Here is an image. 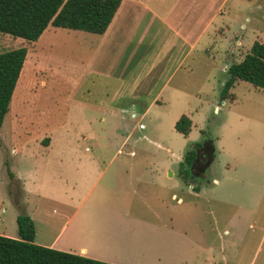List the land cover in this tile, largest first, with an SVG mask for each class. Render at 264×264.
<instances>
[{
	"label": "rangeland",
	"instance_id": "1",
	"mask_svg": "<svg viewBox=\"0 0 264 264\" xmlns=\"http://www.w3.org/2000/svg\"><path fill=\"white\" fill-rule=\"evenodd\" d=\"M205 9L208 14L210 0ZM214 15L198 52L174 74L172 85L180 76L186 80L182 97L166 92L162 104L149 109L163 78L143 84L144 67L138 72L146 86L140 85L134 98L129 92L112 98L116 81L95 72L72 82L74 74L84 72L98 35L50 26L36 42L0 34V53L27 49L0 129V149L5 147L7 160L14 162L8 168L0 164V235L18 239L16 217L23 214L34 223L35 242L42 243L55 234L47 225L57 226L60 216L71 215L77 206L87 219L119 208L133 219L170 224L179 235L187 232L182 240L165 241L155 233L153 240L148 227L124 219L128 234L118 238L131 245L123 256L144 251L145 264L153 254L161 261L170 255L168 264H264V90L238 80L228 98L220 99L229 66L240 62L254 42H264V0H227ZM190 29L196 31V25ZM137 53L131 65L145 62L143 46ZM183 115L191 121L187 136L174 129ZM202 141L209 161L198 171V154L187 167L189 180L199 181L188 194L178 173L191 145ZM9 168L14 177L8 176ZM156 173L171 190L151 186ZM155 194H161L160 202Z\"/></svg>",
	"mask_w": 264,
	"mask_h": 264
},
{
	"label": "crops",
	"instance_id": "2",
	"mask_svg": "<svg viewBox=\"0 0 264 264\" xmlns=\"http://www.w3.org/2000/svg\"><path fill=\"white\" fill-rule=\"evenodd\" d=\"M169 2H171L169 9L167 8L163 12L164 4L167 3V0H121L120 7L106 32L103 35H98V41L92 45L91 54L85 59L84 72L74 74L72 82L77 83L87 74H93L90 72H95L101 74L102 77H109L116 81L117 87L112 98L122 96L126 92H129V96L131 95L134 98V94L140 85H150L162 77L163 80L159 83L157 93L152 99L153 102L147 108L149 109V107L157 103L162 104L163 99L161 96L166 92L175 97H182L185 89L184 84L185 86L187 85L186 80L183 81L182 76H180L179 78L181 79L178 78V81H175V85H172L174 74L177 69H182L190 53L195 50L198 52V46L204 39L206 27L212 25L214 14L219 10V6L224 5L227 0H210L211 9L208 13L210 15L206 14L205 0H170ZM176 9H180L179 13H175ZM194 10H196L195 16L193 15ZM214 11L215 13L213 14ZM192 25H196V31L190 29ZM225 28L228 32L230 31L229 26L225 25ZM47 30L48 28L38 40H41ZM134 30L140 32L134 36ZM149 32L151 34L147 38ZM141 46L146 52L144 53L145 57H143L145 62L143 65L142 63L131 65L135 58H139L140 55L137 52L141 50ZM97 61H99V67H96ZM167 64L174 67L173 70L165 69ZM130 67L132 68L130 69ZM142 67L145 68L143 71V84L140 81L142 75L138 72ZM104 69L107 71L105 74L103 73ZM121 111H124V109ZM144 116L145 112L141 114L140 119L144 118ZM132 117L135 118L137 116L133 114ZM140 126L142 127L143 125L139 124ZM6 151L5 147L0 149V164H4L8 168L12 167L14 162L7 160ZM232 169H235V167L229 166V170ZM9 173L12 177L15 176L12 168H9ZM178 177L182 181L181 174L178 173ZM153 179L151 186H154L159 192L167 189L171 190L172 187H169L172 186L171 184L158 182L160 180L158 173ZM138 180L140 181V179ZM197 181L196 179L189 180V178L184 181L190 188L187 191L188 194L194 191V183ZM213 182L217 183V180L214 179ZM201 191L198 190L195 196L199 198ZM160 195L155 194V200L158 202H160ZM171 198H176V195L173 193ZM178 203L182 205L181 198L178 199ZM105 214L98 219L97 217H93L95 219H89L90 217H88L87 219L85 214L80 215L79 206H77L71 215L66 217L61 215V223L59 221L57 226H55V223L47 225L49 228L53 225L55 230V234L51 239L36 243L35 236L34 243L108 264H145L143 262L144 251L137 253L136 256L129 251L124 256L122 255V252L131 245L130 241H121V238L120 240L118 238L128 231L124 227L126 226V223L123 222L124 219L135 220L139 226L148 227L154 235L152 237L153 240L157 239L155 234L159 236L158 238L165 239V241L174 236L180 240L186 239L187 236V232H184L183 235L174 232V226L170 224H162L160 222L158 225H152L133 219L125 213L124 209L105 208ZM233 218L231 219L233 220ZM224 233L227 234V231H224ZM64 234H69L68 241L58 243ZM161 259V256L158 257L153 254V260L149 264H159L161 262L168 264L171 261V256H165L163 261Z\"/></svg>",
	"mask_w": 264,
	"mask_h": 264
},
{
	"label": "trees",
	"instance_id": "3",
	"mask_svg": "<svg viewBox=\"0 0 264 264\" xmlns=\"http://www.w3.org/2000/svg\"><path fill=\"white\" fill-rule=\"evenodd\" d=\"M121 4V0H0V34L36 42L50 26L68 31L103 35ZM27 54L24 47L0 53V129ZM220 99L228 98L238 80L264 90V42H254L240 62L227 69ZM190 119L183 115L174 124L177 133L187 136ZM206 136L204 131H201ZM209 137H206L207 139ZM206 141V140H204ZM204 141L193 143L180 170L188 179V166L196 160ZM182 167V166H181ZM9 177L12 175L8 172ZM18 239L0 235V264H108L80 255L54 250L34 243L32 220L23 214L16 217Z\"/></svg>",
	"mask_w": 264,
	"mask_h": 264
},
{
	"label": "flooded vegetation",
	"instance_id": "4",
	"mask_svg": "<svg viewBox=\"0 0 264 264\" xmlns=\"http://www.w3.org/2000/svg\"><path fill=\"white\" fill-rule=\"evenodd\" d=\"M208 150H209V148L207 146H205L204 150L200 151L199 156H198V160L195 163L196 169L199 168V167H201V168L207 167L206 165H207V163L209 161L208 152H207ZM204 156L207 157V160L203 159ZM199 169H197V170L199 171Z\"/></svg>",
	"mask_w": 264,
	"mask_h": 264
}]
</instances>
